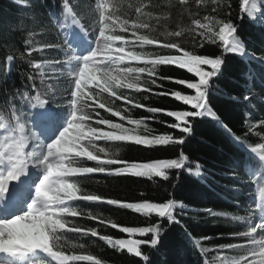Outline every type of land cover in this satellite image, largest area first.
Returning a JSON list of instances; mask_svg holds the SVG:
<instances>
[{
    "label": "snow or ice",
    "instance_id": "obj_1",
    "mask_svg": "<svg viewBox=\"0 0 264 264\" xmlns=\"http://www.w3.org/2000/svg\"><path fill=\"white\" fill-rule=\"evenodd\" d=\"M13 3L26 6V0ZM92 3L91 19L85 23L78 3L60 0L59 12L52 18L62 39L55 42L40 43L35 37L41 33L29 30L18 47L9 33L23 32L24 20L6 25L7 32L0 33L8 37L5 46L15 49L5 57V81L16 59L28 66L22 73V85L5 88V99L0 101V264H104L95 255L70 251L86 246L69 245L65 232L96 237L118 252L139 258L142 264H153L151 255L160 254L165 235L173 226L196 250L201 264H264V187L259 200L253 199L243 208L239 199L234 200L235 211L197 208L176 195L184 189L182 172L200 184L207 183L203 165L197 162L194 169L190 167L183 147L204 124L218 131L234 149L227 173L236 182L233 192L239 194L245 180H264V114L252 119L259 111L257 102L264 105V78L257 89V74L251 66L256 63L264 68V52L248 48L226 0H168L166 5L155 0ZM193 3L197 10L210 6V12H194ZM173 10L190 18L188 26L169 29L161 24L171 18ZM240 12L264 26V0H240ZM25 15L32 18L35 13ZM205 45L216 46L219 54H201L199 49ZM147 46L165 51H146ZM36 53L40 59L34 58ZM229 56L238 57L246 67L238 78L226 77ZM162 66L177 68L187 77L161 75ZM226 78L233 88L221 86ZM161 81L181 87L167 90ZM153 88L162 90L153 93ZM139 93L168 96L179 106L153 107L141 102L148 95H134ZM213 97H220L229 107L217 106ZM118 101L124 106H117ZM132 109L152 115L134 118ZM101 110L117 119H109ZM156 114L171 121L158 120ZM150 122L163 124L170 131L154 134ZM201 140L206 142L203 137ZM117 143L180 148L175 158L129 162L107 146ZM82 160L95 164L85 166ZM86 174L144 178L168 195L162 200L134 202L106 198L87 191L74 179ZM76 201L128 209L143 216L146 223L124 226L80 208ZM195 212L242 227L227 234L197 236L185 222L187 214ZM73 217L96 220L125 235L101 234L95 227L70 219ZM193 220L199 223L196 217ZM224 239L235 242L209 243ZM145 248L150 251L145 252ZM233 252L239 254H230Z\"/></svg>",
    "mask_w": 264,
    "mask_h": 264
},
{
    "label": "trees",
    "instance_id": "obj_2",
    "mask_svg": "<svg viewBox=\"0 0 264 264\" xmlns=\"http://www.w3.org/2000/svg\"><path fill=\"white\" fill-rule=\"evenodd\" d=\"M73 2L80 5L84 21L85 23H88L92 15L91 10L94 8L92 0H73ZM123 2L125 4L128 2L139 3L140 0H123ZM155 2L161 5H166L168 0H155ZM226 2L231 4L232 19L234 23L240 26L239 35L245 40L248 48L256 53L264 52V26H258L247 17L246 13L240 12V0H226ZM59 6L60 0H26V6L24 7L16 5L13 3V0H0V33L7 32L6 25H15L19 21L24 20L25 30L23 32H18L14 35L9 33V37L16 41L18 47H22L20 41L26 37L27 31L29 30L41 33L35 37L40 43L47 41L55 42L57 39H62V34L60 33V30L56 28L55 21L52 18L53 14L59 12ZM225 10H227L226 7L221 9L222 18V13ZM205 12H210V6L208 9H201L202 15ZM31 13H35V16L32 18L25 15ZM188 19L189 17L187 15L182 16L177 11L173 10L171 18L167 21L161 22L162 25H167L169 29H174L177 25L187 26ZM6 38L8 37L0 34V101L5 99V88L11 90L13 87L19 88L22 85V73L26 72L28 69L26 63L16 59L12 63L11 73L5 81L4 73L7 71L5 57L7 54L15 51L14 48L5 46L4 40ZM151 49L158 50L159 48L151 47ZM199 51L201 54L217 55L219 54L220 49L214 45H205V48L199 49ZM46 55H54V53H46ZM34 58L40 59L41 56L39 53H36L34 54ZM226 60V77L238 78L241 73L246 70L245 65L238 57L229 56L226 57ZM251 66L257 74L254 81L255 87L260 89L261 79L264 78V68L256 63H253ZM160 72L161 75L164 76L180 78L187 77L186 72L174 67L162 66ZM161 83L164 84V89L167 90L178 89L181 87L167 81H161ZM221 86H227L229 88L234 87L230 84L227 78L221 82ZM161 90L162 89L153 88V93ZM134 95H137L138 98L148 95V99H141V102L161 109H174L179 106L174 99L168 96H158L152 93H139ZM213 102L222 109H227L229 107L226 101L220 97H213ZM116 103L117 106H124L121 101ZM257 108L259 111L253 115V120L257 119L261 114H264V105L257 102ZM61 109L63 108L60 107L58 110L61 111ZM101 112L109 119H117L111 117L107 113H103V110H101ZM131 113L134 118H142L152 115L143 109H132ZM156 115L158 120L171 121V118L166 115ZM149 126L154 129V134L170 131L160 123L150 122ZM140 131L143 132V129H140ZM177 135L179 134L177 133ZM201 137H203L206 142L201 140ZM253 141L258 142L255 137H253ZM98 143L104 145L103 141ZM107 146L113 150H118L120 153V159L129 162H150L159 158H175L180 148V146L148 148L131 143H117L109 144ZM183 147L185 153L190 157L189 166L194 169L197 162L201 163L207 173L208 179L206 184H200L194 177H189L182 172L181 176L184 183V189L176 193L178 197H183L186 202H190L197 208L212 207L214 210L235 211L233 201L236 199L240 200L242 208L249 204L252 195V184L248 180L244 181L242 190L239 194L231 190V187L236 182L230 179L227 173L230 170L231 165L229 156L233 154L234 149L218 131L210 127L208 124L201 125L197 128L195 136L192 137ZM81 163L85 166H94L95 164V162L87 160H82ZM241 175H243V173H241ZM74 179L79 181L82 187L89 192L120 201L134 202L144 199L162 200L168 195L163 188L156 187L151 181L144 178L106 174H86L75 177ZM158 183L162 184L163 182L159 181ZM74 203L82 209L91 210L93 213H97L105 219L114 220L116 223L124 226H143L146 223L143 216L118 206L100 202L76 201ZM193 217H196V220H198L199 223H196L193 220ZM70 219L85 227H95L104 235H111L120 238H123L125 235L106 224H100L98 221L86 217H73ZM154 219L155 218L153 217V220ZM185 222L197 236H215L217 233L227 234L237 231L242 227L231 220L219 217H209L202 212L188 213ZM64 236L69 245L72 243H83L86 246L83 250L69 249L76 254L95 255L104 262V264H142L139 258L130 256L126 252H118L96 237L90 235L83 236L71 232H65ZM229 242L235 241L224 239L210 241L209 243ZM144 251L149 252L150 250L145 248ZM230 254L236 255L239 253L233 252ZM209 255L212 254L209 253ZM150 259L153 264H201L200 256L197 254L196 250L181 237L180 229L176 226L170 228L169 232L166 233L160 254L157 255L153 253ZM79 264H90V262H79Z\"/></svg>",
    "mask_w": 264,
    "mask_h": 264
},
{
    "label": "rangeland",
    "instance_id": "obj_3",
    "mask_svg": "<svg viewBox=\"0 0 264 264\" xmlns=\"http://www.w3.org/2000/svg\"><path fill=\"white\" fill-rule=\"evenodd\" d=\"M192 10L195 12V11H200V13H201V9H199V10H197L196 9V7H195V4L193 3V5H192ZM202 15V14H201ZM190 23V18L188 19V21H187V26H188V24ZM161 24H162V22H161ZM175 29V28H174ZM163 29L161 28V29H159L158 31H162ZM156 34H158V32L157 33H154V35H156ZM185 39L186 40H188V41H190V37H185ZM186 46H189V45H186ZM147 47H150V48H146L145 50L146 51H154V52H163V51H165V50H163V49H158V47L157 46H147ZM151 47H157V49L158 50H153V49H151ZM156 49V48H155ZM61 111H63V109H61ZM257 141H258V139H257ZM101 142V141H100ZM259 142V141H258ZM100 145H103V144H100ZM90 162H92V161H90ZM250 183H252V185H253V187H252V190H253V195H254V197H253V199H255V201H258L259 200V198H260V189L262 188V187H264V180H262V181H260L259 183H257L256 181H254V180H252V181H249Z\"/></svg>",
    "mask_w": 264,
    "mask_h": 264
}]
</instances>
